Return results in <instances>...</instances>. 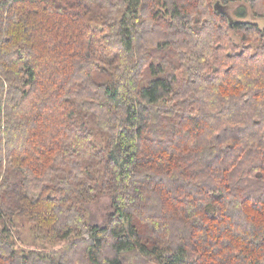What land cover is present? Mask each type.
Returning a JSON list of instances; mask_svg holds the SVG:
<instances>
[{
    "label": "trees",
    "instance_id": "16d2710c",
    "mask_svg": "<svg viewBox=\"0 0 264 264\" xmlns=\"http://www.w3.org/2000/svg\"><path fill=\"white\" fill-rule=\"evenodd\" d=\"M0 142L75 238L17 251L0 200V264H264V27L213 0H0Z\"/></svg>",
    "mask_w": 264,
    "mask_h": 264
},
{
    "label": "rangeland",
    "instance_id": "374dc122",
    "mask_svg": "<svg viewBox=\"0 0 264 264\" xmlns=\"http://www.w3.org/2000/svg\"><path fill=\"white\" fill-rule=\"evenodd\" d=\"M213 3L218 4L219 9L221 8L229 13L232 19H245L247 21L256 22L264 27V17L256 16L251 11L250 4L247 0H213ZM243 10L246 11L244 16L237 14V12ZM168 56L167 58L174 59L176 54H169ZM169 69L175 71L172 65ZM94 77L96 80L105 81V76H100L96 72L94 73ZM89 124L91 125V123ZM4 145L6 146L5 141ZM84 159H86V157H84ZM64 168L69 170V166L66 162L64 163ZM21 176V173L19 175L14 167H7V170L0 175V200L6 210V218L4 220L11 230V235L8 237L9 241L14 243V248L17 251H30L33 249L53 252L65 248L75 239L74 237L67 240L55 238L49 227L38 223L34 215L30 213L31 209H29V206L28 208H24L21 207L22 205L18 204L17 207V204H15V201L19 197L18 194L21 195L19 191ZM88 208L92 219L91 221L98 223L107 222L112 216V213L116 211V206H114L112 202V196L107 192L101 193V195L91 201L88 204ZM4 222H0V230L3 228ZM128 259L129 262L132 263L149 264L151 262L150 260L138 258L133 252L128 254Z\"/></svg>",
    "mask_w": 264,
    "mask_h": 264
}]
</instances>
